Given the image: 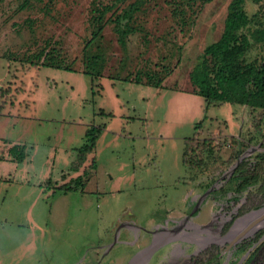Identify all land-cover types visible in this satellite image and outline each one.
<instances>
[{"label": "rangeland", "instance_id": "rangeland-1", "mask_svg": "<svg viewBox=\"0 0 264 264\" xmlns=\"http://www.w3.org/2000/svg\"><path fill=\"white\" fill-rule=\"evenodd\" d=\"M230 1L149 0L135 13L139 29L128 36L124 46L118 43L113 25L104 27L86 53L102 55V71L110 79L132 78L137 70H157L163 75V65L173 69L162 81L161 95L154 87L136 83L117 86L120 100L127 102L124 115L117 111L108 88L100 98L92 95L88 75L40 67L37 92L31 98L36 118L28 123L25 120L30 119L19 118L16 110L0 115L4 121L0 126L4 129L0 134V264H128L132 259L133 264H146L150 253L136 255L152 240V228L158 224L164 227L154 240L157 245L167 244L150 258V264L179 260L182 254H174L177 249L186 248L188 252L200 245L203 249L198 256L210 254L202 264L215 260L216 264H243V255L235 248L257 234L255 257L249 260L264 264V228L234 244L215 239L228 234L239 218L264 207L254 195L230 202L219 194L239 165L264 152V126L259 133L253 120L260 110L254 115L245 111L239 132L218 136L211 149L204 152L201 167L194 168L181 162L182 137L192 134L204 114L199 104L185 98L174 101L170 93L171 89L193 90L190 72L204 47L222 34ZM90 3L0 0V56L5 58L0 57V86L9 80V70L29 67L28 60L49 46L61 48L63 59L74 70L83 69V48L91 33ZM174 3L179 15L173 13ZM257 8L250 0L245 1L249 15ZM34 74L31 69L20 74L18 81L32 88ZM98 80L96 87L100 85ZM22 99H29V95ZM145 103L155 118L171 115L176 119V127L171 126L175 136L164 134L167 120L158 122L152 116L151 123L142 122L140 111ZM133 105L138 114H133ZM99 110L112 115L101 118ZM235 112L229 103L211 105L204 123L225 131L223 119L239 122ZM92 118L96 124L116 120L111 121L91 154L94 167L85 177L83 190L65 193L45 186L46 179L56 183L62 170H68L84 141L82 127L92 124ZM123 118L130 122L117 120H126ZM24 129L31 133L23 134ZM208 132L203 135L209 137ZM15 144L24 147V159H3L13 157L10 148ZM192 198L199 203H193ZM176 209L181 210L180 217L190 215L192 222L185 220L172 232ZM195 226L211 230L214 239L198 242L192 236L201 234ZM181 228L189 234L181 235ZM105 244L111 245L109 251L102 249ZM218 253L221 256L216 258ZM124 255L128 256L125 262Z\"/></svg>", "mask_w": 264, "mask_h": 264}, {"label": "trees", "instance_id": "trees-1", "mask_svg": "<svg viewBox=\"0 0 264 264\" xmlns=\"http://www.w3.org/2000/svg\"><path fill=\"white\" fill-rule=\"evenodd\" d=\"M149 0H91L89 24L91 26L90 38L83 48V69L74 70L62 57V49L59 47H45L34 54L29 60V67H21L19 70H9L10 78L0 86V111L8 105L14 107L18 95L25 92L26 83L18 81L19 74H26L34 69L31 77L32 84L36 88L40 67H52L69 71H78L91 78V93L94 96L102 88L96 87L95 81L106 76L103 73V60L100 53L89 55L86 48L96 39L100 38L107 24L113 25L117 35V41L124 46L128 36L136 32L139 26L134 22L135 13L141 11ZM246 0H231L224 19V27L219 39L206 45L199 62L190 72V81L193 85L192 92L200 96L204 101L203 112L211 105L221 106L226 103L245 107L249 114L260 110L253 118L256 131H261L264 126V0H250L258 5L256 11L249 15L244 9ZM125 6L123 7V5ZM173 13L179 15L176 3ZM5 59L4 56H0ZM32 58H35L33 60ZM8 59V58H7ZM10 62V60H7ZM164 74L157 70H137L132 78L125 77L122 81L136 83L155 88L162 87L165 76L172 73V68L162 66ZM112 79V77H111ZM115 79V78H114ZM121 80V79H119ZM19 82V83H18ZM100 116H111L99 110ZM195 123L194 131L183 140L181 160L183 164L197 168L203 163L204 152L211 149L215 139L224 131L218 128L216 132L204 136L203 121ZM105 125L90 124L84 132L83 144L76 149V156L71 161L66 173L61 176V183L56 185L50 178L44 185L62 192L83 190L86 176L94 167L90 154L96 147L97 138ZM204 134V135H203ZM24 147L15 144L10 148L12 159L21 161L24 159ZM82 169V174L66 180L71 172ZM225 200L237 202L242 198L254 195L264 204V152H259L255 160L242 163L228 179L227 185L220 190ZM255 235L254 240L259 238Z\"/></svg>", "mask_w": 264, "mask_h": 264}, {"label": "crops", "instance_id": "crops-1", "mask_svg": "<svg viewBox=\"0 0 264 264\" xmlns=\"http://www.w3.org/2000/svg\"><path fill=\"white\" fill-rule=\"evenodd\" d=\"M1 59H3V58H1ZM40 72V71H39ZM8 73H9V71H8ZM18 75L19 76H21L19 73H18ZM90 78V77H89ZM108 77H106V76H103V77H101V78H99V80H98V82L101 84V89L99 90V93L98 94H95V96H97V97H101V96H103L104 95V92H106V89L108 88V91L110 92V93H112L111 95L112 96H114V100L116 101V106H117V108H118V110L117 111H119L120 113L122 112V114L124 115L125 113H123V112H126L127 113V110H126V104H127V102H124V101H121L120 100V98H119V93H118V91H117V89H119V88H117V86L118 87H120V84H123V83H131V82H124V81H119V80H116V79H110V78H108ZM103 79H105L104 81L106 82H104L103 83ZM8 81V80H7ZM6 81V82H7ZM2 86V85H1ZM147 87V86H146ZM148 87H150V86H148ZM90 88H92V85H91V78H90ZM25 92L23 93V94H21V95H18L17 96V99H16V101H15V103H14V107L13 108H9L8 107V105L6 106V107H4L1 111H0V115H4L5 113H11L12 111H14V110H16V111H18L17 112V115H18V117L20 118V115H22L23 117H24V119H30V120H25V121H27L28 123H31V121H32V119H34V118H36V116H34V113L36 112V108H35V106H34V101L33 100H31V98L34 96V94L37 92V89L34 87V86H32V88H29L28 89V85L26 84V86H25ZM154 89H155V91H156V93L158 94V95H161L162 94V92L164 91V85H162V87H160V88H155L154 87ZM175 89V88H174ZM170 93H171V96H172V99L175 101V100H179L180 98L181 99H189V100H191V101H194L195 103H197V104H199V109H200V111H201V113H203L204 114V116H206V118H207V115H206V113H204L203 112V108H204V101H203V99L202 100H200L199 98H197V96H196V94H194L192 91H191V93H188L187 91H184V90H172L171 89V91H170ZM25 94H28L29 95V99H22V100H20V97H22L23 95H25ZM148 101L146 100V103H147ZM145 103V106H144V108L142 109V111H140L141 113H142V122L143 123H151L152 122V120H153V117H154V115H153V113H152V111H151V109L149 108V106L147 105ZM162 108H164V107H162ZM161 108V109H162ZM207 110V109H206ZM233 110H234V112L235 113H237V117H239V122H238V120H236V121H234V122H229V123H227L226 122V120L225 119H223L224 120V127H225V131L223 132V134L222 135H226V136H234V135H236L235 133H234V131L235 130H238V132H239V130L241 129V127L243 126V124H244V117H245V107H243V106H238V105H233ZM105 113H111V112H106L105 110H103ZM206 112V111H205ZM133 114H138L137 112H136V107H135V105H133ZM197 115L199 116V113L197 112ZM153 116V117H152ZM101 118H105L106 116H100ZM171 117V118H170ZM116 120V118H111V119H109V120H104V121H102L101 123H103L104 125H105V127H104V129L102 130V132H101V134L99 135V137L97 138V142L98 141H100L101 140V138H102V135L104 134V132L107 130V128H110V123H111V121H115ZM123 119H126V120H122V119H117V120H119L120 121V123H129L130 122V119L128 118H123ZM133 119H136V117H134ZM137 119H139V117L137 118ZM154 119L156 120V121H158L159 122V119H162V120H167V122H166V125H167V128L166 127H164L165 129H166V132L167 133H164V134H166V135H171V136H175L174 135V132L173 133H171V130H172V125L173 126H175V121H176V119L173 117V116H171V115H162L161 117H154ZM177 119H179V118H177ZM203 119V118H202ZM202 119H200L199 120V122L202 120ZM212 119V118H211ZM193 120V119H192ZM205 120L206 119H204V121H203V125H204V131L205 132H207V131H212L213 130V132H216V131H218V128H217V126L216 127H212L211 125H210V127H208L204 122H205ZM108 121H109V123H108ZM4 121L1 119L0 120V126L2 125V123H3ZM89 122H91V123H94V124H96L95 123V119H91ZM196 123H197V121H196ZM85 125H86V123H85ZM165 126V125H164ZM176 127V126H175ZM224 127H223V129H224ZM213 128V129H212ZM29 129H30V127H29ZM29 129H24V133L23 134H26V133H31V131L29 130ZM193 129H194V127H193ZM82 130L85 132V126H83L82 127ZM3 131H4V129H2V130H0V134L1 133H3ZM113 135H115V136H117L116 134V131H112L111 132ZM21 135H22V133H21ZM184 138L185 137H182V139L184 140ZM183 140H182V143H183ZM72 145L73 144H70L69 145V147H72ZM96 147H97V143H96ZM96 147L94 148V150L96 149ZM93 150V151H94ZM183 151V150H182ZM75 152V151H74ZM93 153V152H92ZM91 153V154H92ZM91 154H90V156H89V160L85 163V165L86 164H88L89 163V161H90V159H91ZM75 156H76V152H75ZM181 156H182V154H181ZM75 158V157H74ZM3 159H8V160H12V157L11 156H9V157H3ZM73 160V159H72ZM71 160V161H72ZM71 161L69 162V165H70V163H71ZM181 162H182V160H181ZM182 164H183V162H182ZM184 165V164H183ZM185 166V165H184ZM65 170H62V172L63 173H66V172H64ZM62 173V174H63ZM74 173H76V174H74ZM80 173H82V169H80L79 171H75V172H71L69 175H67V178H66V180H68L69 178H71V177H75V176H77V175H79ZM62 174H61V176H62ZM61 176H60V178H59V181H57L55 184L56 185H58L59 183H61ZM1 179V178H0ZM49 179V178H48ZM47 180V179H46ZM187 183H188V181H187ZM41 184H43L42 182L40 183V185ZM196 200H194L193 198H192V202L194 203ZM181 214H182V212H181V210L180 209H176V211H174V214L173 215H175L174 216V218H173V220L172 221H175V220H177L180 216H181ZM171 221V220H170ZM169 224V223H168ZM158 226H161L160 224H158V225H155L153 228H155V227H158ZM167 226V225H166ZM139 245H141V244H139ZM107 246V247H106ZM110 246L111 245H108V244H105V245H103L102 246V249L105 251L107 248H108V250L107 251H109V248H110ZM142 247H144V245H142L140 248H142ZM122 257H124V262H125V260L127 259V257L128 256H126V255H124V256H122Z\"/></svg>", "mask_w": 264, "mask_h": 264}, {"label": "flooded vegetation", "instance_id": "flooded-vegetation-1", "mask_svg": "<svg viewBox=\"0 0 264 264\" xmlns=\"http://www.w3.org/2000/svg\"><path fill=\"white\" fill-rule=\"evenodd\" d=\"M212 184H214V183H212ZM211 185V184H210ZM209 185V186H210ZM215 185V184H214ZM208 186V187H209ZM208 187H206V189L208 188ZM196 202H198V201H195L194 203H196ZM199 203V202H198ZM186 220V222L188 221V222H192L191 221V219H190V216L187 218L186 216H184V217H180V218H178L177 220H175L176 222H174V223H172L171 224V227L172 226H176L175 228H173L172 227V232H174L176 229H177V227L179 226V225H181L182 223H183V221H185ZM171 222V221H170ZM173 222V221H172ZM167 226H168V224H167ZM164 227V225L163 226H158V227H155V228H152V231H151V233H152V235H153V237H152V240L151 241H149V243H148V245L149 244H151V242H153V243H155L154 245H156L155 246V249L152 251V252H150V257H149V260H148V262L146 263V264H150V258H152V256H154L161 248H164L165 246H166V244L167 243H160V245H157L156 244V242H155V240H154V236H155V234H157L158 233V231L159 230H161L162 228ZM166 227V226H165ZM203 227L204 226H202L201 228L200 227H196L195 226V230H196V232H198V230L201 232V234H193L192 236H196L195 238H197V240H198V242H204V241H208V240H212V239H214V236L213 235H211L210 234V232H211V230H202L203 229ZM208 227V229H210L211 227L210 226H206L205 228H207ZM204 228V229H205ZM203 232V233H202ZM180 234L181 235H188L189 233L187 232V231H184L182 228H181V232H180ZM207 236H206V235ZM191 236V235H190ZM191 236V237H192ZM255 237V236H254ZM254 237L252 238V240L250 241V242H247V243H245V242H242V243H239L237 246H236V248L235 249H239L240 251H241V254L243 255V264H252L253 262H251L252 260H249L250 258H252L254 255H252V254H254V251H255V247H254V245H255V242H257L258 241V239L257 240H254ZM260 237V236H259ZM229 244H232V243H230L229 242ZM148 245H146V246H144V247H142V249H144L145 247H147ZM189 246H190V244H188ZM191 245H193V246H195L196 245V243H194V244H191ZM254 247V248H253ZM141 249V250H142ZM182 249V250H181ZM181 249H177L176 251H175V253L174 254H178V253H180V254H182V256H181V258L179 259V260H172V261H170V262H167L166 264H202V260H206L205 258H207L208 256H210V254L208 253V252H206V254L201 258L200 256H198V252L199 251H201L203 248L201 247V245L199 246V248L198 249H196V246H195V248L194 249H192L191 251H188V252H186V248L184 249V248H181ZM140 250V251H141ZM105 252V251H104ZM183 252V253H182ZM223 251H221V253H222ZM221 253H218L217 255H216V258L217 257H219V256H221ZM143 254H145V253H142L141 252V254H140V252L136 255V256H139V255H143ZM135 256V257H136ZM255 257V256H254ZM197 260H199L200 262H197ZM131 262V263H130ZM129 263L130 264H133V259L130 261ZM128 263V264H129ZM217 262H216V260L215 261H213L211 264H216Z\"/></svg>", "mask_w": 264, "mask_h": 264}, {"label": "bare ground", "instance_id": "bare-ground-1", "mask_svg": "<svg viewBox=\"0 0 264 264\" xmlns=\"http://www.w3.org/2000/svg\"><path fill=\"white\" fill-rule=\"evenodd\" d=\"M261 228H264V207L258 210L251 211L243 217L239 218L232 226L228 234H226L222 238L215 239L233 243L235 240H239L252 235V233Z\"/></svg>", "mask_w": 264, "mask_h": 264}, {"label": "water", "instance_id": "water-1", "mask_svg": "<svg viewBox=\"0 0 264 264\" xmlns=\"http://www.w3.org/2000/svg\"><path fill=\"white\" fill-rule=\"evenodd\" d=\"M209 192V191H208ZM208 192H205L204 193V196H206L207 194H208ZM190 215H188V216H186L187 218L189 217ZM253 234V233H252ZM240 240V239H239ZM239 240H235L232 244H234V243H236V242H238ZM155 243H153V242H151V244H149L147 247H145L144 249H142L141 251H140V254H141V252L142 253H150V252H152L154 249H155V246L156 245H154Z\"/></svg>", "mask_w": 264, "mask_h": 264}]
</instances>
